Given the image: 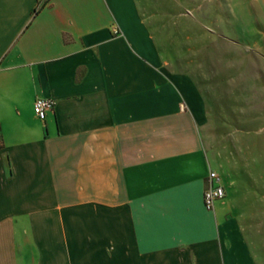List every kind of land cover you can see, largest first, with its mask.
<instances>
[{"label": "crops", "instance_id": "obj_1", "mask_svg": "<svg viewBox=\"0 0 264 264\" xmlns=\"http://www.w3.org/2000/svg\"><path fill=\"white\" fill-rule=\"evenodd\" d=\"M201 3L0 0V264H264L237 209L247 159L206 210L204 99L168 69L185 55L169 14ZM206 4L264 60V0Z\"/></svg>", "mask_w": 264, "mask_h": 264}, {"label": "rangeland", "instance_id": "obj_2", "mask_svg": "<svg viewBox=\"0 0 264 264\" xmlns=\"http://www.w3.org/2000/svg\"><path fill=\"white\" fill-rule=\"evenodd\" d=\"M200 3V12L185 7L183 19L169 14L168 22L183 21L182 36L176 37L180 31L169 30L168 34L179 41L185 55L181 61L169 62L168 69L188 75L204 99L205 141L222 187L234 180L238 161L247 159L253 172L240 178L243 204L237 209L248 214V225L257 230L264 257V60H257L254 53L246 55L238 38L213 30L206 0ZM236 178L240 181L238 175Z\"/></svg>", "mask_w": 264, "mask_h": 264}, {"label": "built area", "instance_id": "obj_3", "mask_svg": "<svg viewBox=\"0 0 264 264\" xmlns=\"http://www.w3.org/2000/svg\"><path fill=\"white\" fill-rule=\"evenodd\" d=\"M47 0H35L34 11L41 9ZM53 107V101L50 99H38L33 102L32 111L35 117L43 121L45 113ZM182 108V105H181ZM224 198V191L219 176L212 170H209L205 178V187L202 194L203 207L212 211L214 204Z\"/></svg>", "mask_w": 264, "mask_h": 264}]
</instances>
